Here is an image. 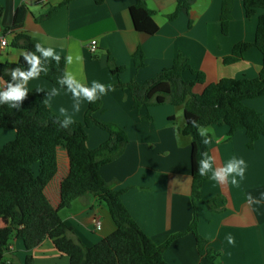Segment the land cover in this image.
<instances>
[{"label":"crops","instance_id":"crops-1","mask_svg":"<svg viewBox=\"0 0 264 264\" xmlns=\"http://www.w3.org/2000/svg\"><path fill=\"white\" fill-rule=\"evenodd\" d=\"M65 0H42L34 3L27 0H0L3 13L0 18V38L11 28L17 9L28 6L23 25L7 36L6 44L0 42V63H17L23 48L16 47L12 40L17 33L29 35L45 47H53L61 57L73 55L72 65L65 63V70L73 72L87 86L93 81L105 84L137 81L142 83L161 70L172 65L181 55L189 65L202 71L205 84L197 85L201 92L206 84L221 78H254L262 67V53L255 46L249 47L243 58L233 63H224L234 45L240 41L253 42L258 17L264 10L258 8L248 18L242 0H233L232 20L227 34L220 25L222 0H191L190 9H182L173 20L168 14L174 12L176 0H143L154 11L153 19L158 30L153 35L137 32L129 8L136 0H69L55 13L42 21L35 20L52 6ZM97 40V49L91 53L90 40ZM138 46L144 52L145 65L136 68L133 54ZM38 55V54H37ZM79 56L80 60H75ZM124 69L115 76L110 72L108 60ZM190 78L189 73L185 74ZM28 92L41 95L45 101L49 90L57 88L47 107L58 115L60 107L67 108V115L74 121L83 122L88 102L81 104L74 113L73 98L66 88L37 77L27 82ZM245 104L264 118V95L245 100ZM95 117L116 123L128 136L123 152L113 161L100 167V174L113 189L122 190V201L141 229L155 243L161 244L175 233L185 232L175 238L165 250L169 264H208L199 254L195 236L186 232L193 218L191 201V153L192 143L188 136L179 133L185 124L183 109L169 103L133 107V98L127 89L114 88L102 96V108ZM64 118V116H61ZM212 131L208 154L215 156L213 169L235 157L243 159L246 171L239 186L230 183L221 185L212 180L211 173L201 187V199L197 202L198 231L208 241V246L219 252L220 264H264V136L252 147L247 146L244 130L228 136L229 127L222 123L208 126ZM16 137V131L0 128V147ZM108 138V133L98 126L87 128V146L94 149ZM69 173V156L65 150L58 153V170L45 188V195L57 208L61 201L60 184ZM261 200L259 205H250L247 196ZM221 196L219 210H211L206 201ZM62 221L72 229L75 237L86 246H92L112 233L116 226L104 204L92 194L82 196L70 207L60 209ZM101 228H95V222ZM7 220L2 219L1 225ZM234 244L226 240L228 234ZM5 256L12 264H23L25 256L32 255V264H69L68 256L61 254L52 240L45 239L30 251L23 241L13 238Z\"/></svg>","mask_w":264,"mask_h":264},{"label":"trees","instance_id":"trees-1","mask_svg":"<svg viewBox=\"0 0 264 264\" xmlns=\"http://www.w3.org/2000/svg\"><path fill=\"white\" fill-rule=\"evenodd\" d=\"M69 0L52 6L45 14L35 20L42 21L51 17L55 11ZM97 3L103 0H95ZM246 17H252L258 8L264 10V0H242ZM191 0H176L174 12L168 14L173 20L184 9L189 11ZM233 0H222L220 25L223 34H227L233 18ZM28 6L23 5L14 14L11 31L14 33L22 27ZM3 8L0 4V18ZM129 13L137 32L153 35L158 25L153 19L154 11L145 1L136 0L130 6ZM11 33V34H12ZM29 35L17 33L12 44L26 51H35V44ZM255 46L263 57L262 67L254 78H221L206 84L201 92H195L197 85L205 84L202 71L193 69L188 60L178 55L168 68L155 76L139 83L135 80L110 85L111 89L129 90L133 98V107L161 105L169 103L183 109L185 124L178 128L180 134L188 136L192 143L191 201L193 218L186 232H191L196 239L199 254L208 264H220L219 252L208 246V241L198 231L197 202L201 199V187L208 175L199 174V161L205 157L208 145L191 120L210 126L222 123L229 127L228 136L244 130L248 138L247 146L264 136V118L255 109L247 106L245 100L264 95V13L257 19L255 39L253 42L236 43L224 63H233L241 58L245 51ZM39 55V53H37ZM145 55L140 46L133 54L136 68L145 65ZM42 65L49 68L43 77L60 86L57 77L65 71V59L61 57L57 65L52 58H42ZM19 67L27 70L30 65L23 56L17 63H0V83H16L10 71ZM110 72L119 76L122 66L108 60ZM189 73L190 78L185 74ZM66 87V86H65ZM102 108V96L95 103H88L83 122L75 121L68 129L61 128L64 118L53 113L45 104L41 95L28 92L20 109L0 105V128L16 131V137L0 147V264H12L5 254L13 238L23 241L27 251L37 247L43 240L50 239L54 247L69 258V264H169L165 250L169 244L185 232L170 235L161 244L155 243L141 229L122 201V190L113 189L100 174V167L117 158L128 142L126 131L116 123L100 120L94 113ZM98 126L108 133V138L94 149L87 146V128ZM65 150L69 156V173L61 181V201L57 208L51 205L45 195V188L58 170V153ZM92 194L99 203L108 209L115 230L92 246H86L75 237L72 229L61 219L59 211L68 208L76 199ZM221 196H213L206 201L211 210H219ZM23 264H32V255L25 256Z\"/></svg>","mask_w":264,"mask_h":264},{"label":"clouds","instance_id":"clouds-1","mask_svg":"<svg viewBox=\"0 0 264 264\" xmlns=\"http://www.w3.org/2000/svg\"><path fill=\"white\" fill-rule=\"evenodd\" d=\"M35 51L24 52L23 58L30 65L27 70H21V68L16 67L10 71L12 80L17 81L12 83L11 81L7 83L3 89H0V105L7 104L11 108L20 109L22 102L25 100L28 94L27 82L31 79H35L41 75V73L47 75L49 72L48 67L42 65V58H52L57 65L60 64L61 56L58 54L53 47H45L40 43L35 44ZM39 53V55H37ZM65 63L67 65H72L74 62L73 55L69 54L65 58ZM75 60L79 61L80 57L76 56ZM58 84L66 88L69 93H71L73 98V108L74 113H78L81 109L82 102L86 101L88 103H95L101 96L105 95L111 86H106L105 84L93 81L91 86H87L82 83L81 80L77 79L76 75L65 70L63 75L57 77ZM66 86V87H65ZM49 95L45 99V104L60 94L59 89L52 88L49 91ZM59 116H64V121L61 128L68 129L69 124H73L75 121L72 116L67 115V108L60 107L58 110ZM193 127L197 129L198 135L202 137L201 143L208 145L211 142V129L207 126L199 124L196 120H191ZM205 157L203 160L199 161V174L201 176H206L211 173V179L218 182L221 185H226L229 183V178L231 177L230 183L233 186H239L241 180H243L246 171V163L241 159L235 157L228 160L224 165H217L213 169V164L215 162V156H209L208 152L202 153ZM261 200H264V193L261 194ZM261 200H253L251 195L247 196V202L252 205H259ZM226 240L229 244H234L235 239L232 234L226 236Z\"/></svg>","mask_w":264,"mask_h":264},{"label":"built area","instance_id":"built-area-1","mask_svg":"<svg viewBox=\"0 0 264 264\" xmlns=\"http://www.w3.org/2000/svg\"><path fill=\"white\" fill-rule=\"evenodd\" d=\"M30 2H34V3H41L42 0H27ZM12 33L11 29L7 30L4 36H1L0 38V42L2 45L6 44V40H7V36H9ZM88 49L91 53L95 52L97 49V40L96 39H92L90 40L89 44H88ZM6 85V83H0V89H3V87ZM95 228L98 230L101 228V222L99 220H97L95 222Z\"/></svg>","mask_w":264,"mask_h":264}]
</instances>
